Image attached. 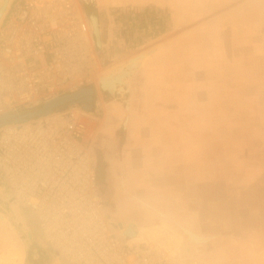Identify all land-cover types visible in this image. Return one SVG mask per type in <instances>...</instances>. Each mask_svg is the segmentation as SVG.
<instances>
[{
    "label": "crops",
    "instance_id": "1",
    "mask_svg": "<svg viewBox=\"0 0 264 264\" xmlns=\"http://www.w3.org/2000/svg\"><path fill=\"white\" fill-rule=\"evenodd\" d=\"M93 5L101 36L107 32L109 41L116 37L114 10L155 6L170 14L161 48L133 80L127 147L111 146L97 158L116 233L133 241L138 230H127V224L133 219L140 227L139 214L151 212L144 204L149 201L169 212L174 227L179 222L214 235L203 246L195 244L205 264H248L243 258L250 248L264 264V0ZM117 115L104 132L110 126L114 133L127 117L123 109ZM9 229L8 236L0 229V251L17 246Z\"/></svg>",
    "mask_w": 264,
    "mask_h": 264
},
{
    "label": "built area",
    "instance_id": "2",
    "mask_svg": "<svg viewBox=\"0 0 264 264\" xmlns=\"http://www.w3.org/2000/svg\"><path fill=\"white\" fill-rule=\"evenodd\" d=\"M96 52L80 0H14L0 29V116L87 87ZM54 108L0 126V167L47 240L72 264H194L156 243L111 237L119 225L92 154L97 116L78 104Z\"/></svg>",
    "mask_w": 264,
    "mask_h": 264
},
{
    "label": "rangeland",
    "instance_id": "3",
    "mask_svg": "<svg viewBox=\"0 0 264 264\" xmlns=\"http://www.w3.org/2000/svg\"><path fill=\"white\" fill-rule=\"evenodd\" d=\"M80 3L83 6V1H80ZM114 12L115 13L113 14V16H114V22H115V30H116L115 36L116 37L113 40H110L109 41L110 43L108 45L105 44L101 51H98L97 47L94 45L95 49L97 50V52H96V56H97L96 60L97 61H96V66H95L96 71H95L94 76L91 79V82H89L87 84V86H96V88H98V93L96 94V101H95V104L93 103V105L91 106L92 109L84 107L87 110H92L93 113L97 116L96 123L94 126L96 131H95L94 136H93L92 154H93V157L95 159V161H94L95 175L97 174L96 178L98 177V180L100 178H102L101 176L103 175V172H104V166H103V162L101 161V159L100 158L97 159L98 158V153H97L98 149L94 148L95 142L105 135L106 132H104V130H106L107 128L104 125H107L109 123L110 113H112V114L114 113L112 116L113 122H115L114 120L118 118L117 117L118 116L117 110L123 109L124 112L126 113V109L121 103H118V102H116V104L111 103V106L109 108H107V105L104 104L105 101L103 100V97L101 95L100 86H99L100 74L104 70H106V69H108L114 65L122 64V63L130 60L132 57L137 56L141 52H145L154 46H158V43L163 38V36H161V35L163 34L164 30L167 28L168 23L170 22V14L168 13L167 9H163V8H159V7H155V6H147V7H144L142 9H131V8L130 9H127V8L123 9L122 8V9L114 10ZM88 27H89V25H88ZM103 34L105 35V33H103ZM91 36L93 37L92 33H91ZM106 36H107V33H106ZM93 43H94V41H93ZM141 67L142 66H139L138 68H141ZM136 73L132 77H130L131 76L130 75L128 78V83H129L130 89H131V104H132V84H133V80L135 79ZM42 104H39L38 107H41ZM69 104H74V103H69ZM63 105L66 106V104H60L57 107L62 108ZM104 107H106V108L104 109ZM108 109H109V111H113V110L114 111L109 113ZM115 111H116V115H115ZM131 111H130V113H131ZM106 117H108L107 120L105 119ZM1 125L2 124H0V126ZM102 127L104 130H102ZM98 180L96 179V186H97L99 195L101 196V198L103 200V197L99 191V186L101 185L100 184L101 182L100 181L98 182ZM106 202H108V200H106ZM106 202L104 201L105 208H106ZM20 204L23 205L22 203H20ZM23 206L28 208L25 205H23ZM145 209H147V208H145ZM148 210L153 213V214H148L151 217L150 223L152 221L160 220V219L161 220H168V222H169V219L163 218L164 216L160 217V219L157 218V215H156L158 212L157 209L150 208ZM124 211L125 210L121 207V209H120L121 215L124 214ZM107 212H108V210H107ZM108 214L112 218V215H111L112 213L110 214L108 212ZM133 216H134V214H133ZM36 217L40 222L39 217L37 215H36ZM129 221H131V220H129ZM40 225H41V222H40ZM5 227H6V230L5 229H2V230H5L6 232L11 231V229H9L7 225ZM41 228H42V225H41ZM257 234L259 235L260 233H257ZM12 235L14 236L12 239L14 241V243L17 244V246L19 248L20 247L22 248V243H21V240L18 237V235L15 232H13V234L11 233V236ZM210 235H212V234H210ZM212 236H214V235H212ZM111 237L117 238V239H125L126 238V236L120 234V232L118 235H116V230L112 231ZM211 239H212V237H211ZM131 242H133V241H131ZM51 245L53 246L52 243H51ZM250 246H251V244H250ZM160 247L163 250H166L164 245H161ZM250 249H249L248 255L245 256L243 259L245 261H247L248 264H259L260 263L259 262V260H260L259 253L258 254L253 253L252 251H250ZM209 253L210 252L206 251V255H208ZM25 258H26V256H25ZM174 258H177L179 260H183L181 258V256H176ZM53 262L54 261H50L46 264H52ZM19 263H17V264H19ZM23 264H25V263H23ZM33 264H36V263H33Z\"/></svg>",
    "mask_w": 264,
    "mask_h": 264
},
{
    "label": "bare ground",
    "instance_id": "4",
    "mask_svg": "<svg viewBox=\"0 0 264 264\" xmlns=\"http://www.w3.org/2000/svg\"><path fill=\"white\" fill-rule=\"evenodd\" d=\"M97 13H98V11H97ZM98 16H99V13H98ZM0 29H1V26H0ZM93 38L94 37H92V39ZM96 38H97L96 41L101 46L102 45V43H101L102 38H101V36H99V33L96 35ZM93 41H95V39H93ZM94 45H95V43H94ZM160 48H161V45L154 46V47L148 49L147 51L141 52L137 56L132 57L130 60H128L122 64L114 65V66L104 70L101 74L99 73L100 74L99 86H100V90H101V95L103 97V100L105 101L104 104H106L107 108H109L111 106V103L116 104V102H118V103H121L126 109L127 117L125 118L124 122L120 126H116V132L120 135L119 137H120V146L121 147H122L123 142H125V139H126L125 135L128 134L126 132V126H127L128 120H129L130 111L132 110L131 89H130V85L128 83V78L131 75V73H133V71L136 69V66L139 67V66L145 65L147 59H149L148 57L150 55H152L154 52L157 53L156 51H158ZM108 111H109V109H108ZM113 111H109V113L113 112ZM113 114L110 113V116H109L110 117L109 122H111V123H113V117H112ZM115 115H116V111H115ZM107 118L108 117H106L105 119L107 120ZM129 142L130 141H128L127 143H129ZM124 146H126V145H124ZM122 157H124V156H122ZM114 161L115 160H113V162ZM122 161H124V160H122ZM113 164H115V163H113ZM115 169H116V167H115ZM122 176H123V174H122ZM144 204L147 207L157 209L158 212L156 215H157L158 219H160V217H162L163 215H166L167 213H169L166 210H162L161 208H159L160 206H156L154 203L150 206L149 201H147V203L144 202ZM144 214H146V212H143V214H139L140 217L143 216L144 218L141 219V221H140L141 224L139 225L140 227L137 228L138 231L134 235V238L132 239L133 242H135V241L139 242L140 240L143 239V240H147V242H149V243L152 242L151 244L156 243L159 246L164 245L165 249L170 253V256L176 257V256L181 255L182 252L180 250V244L181 245L184 244L182 246L184 251H188L191 253V248H193L196 243L198 245H200L202 243L206 244L205 243L206 240L208 241V239H211V237L212 238L214 237L212 235H206V234H204V232H203V234L196 233L192 230H191V232H190V230L187 232L186 231L187 229L184 227V225H182L179 222H176L177 223L176 227H174L172 224H170L168 222V220H161L160 219V220L152 221L150 223L151 217L149 215H147V217H145ZM148 214H153V213L150 212ZM167 216H168V214H167ZM134 220H136V219H134ZM131 221H133V219H131ZM6 225L8 226V228L10 227L7 219L1 216L0 217V227H1L0 229L2 232H4L6 230V227H5ZM187 228L189 229V227H187ZM2 229H5V230H2ZM182 232H186L189 234V236H191V238L186 236L189 239H186L184 243L183 242L181 243V241L184 237V235H181ZM6 234L7 233L4 232V235H6ZM7 236H8V234H7ZM44 237H45V235H44ZM45 239H47V238L45 237ZM166 250H164V253L169 256V253ZM24 256L25 255H24L23 247L22 248L21 247L16 248V247H12L9 245H5L2 247V251H0V264H17L19 262H20L19 264H23L24 263Z\"/></svg>",
    "mask_w": 264,
    "mask_h": 264
},
{
    "label": "water",
    "instance_id": "5",
    "mask_svg": "<svg viewBox=\"0 0 264 264\" xmlns=\"http://www.w3.org/2000/svg\"><path fill=\"white\" fill-rule=\"evenodd\" d=\"M13 1L14 0H0V26ZM82 1L86 7L91 10L93 9L92 4L95 0ZM92 12L93 14L89 15L91 21V31L93 33L96 46L100 47V44L96 41V35L99 33V36H101L99 21L97 16L94 14L95 10H92ZM138 69V66H136V69L133 73H131L130 77H132ZM92 92V88L84 87L73 93L49 98L43 102L41 107L24 113L17 120L25 121L36 116L50 113L54 107H57L60 104H66L68 101L78 98L82 93ZM90 101L93 104V96H90ZM63 107H65V105H63ZM87 108L92 109L90 105H87ZM8 117H10L8 114L1 115L0 124H5ZM1 216L7 219L10 227L14 229V232L20 238L22 246L25 249V256L29 257L32 260V263L46 264L50 261H54L52 264H71L60 254L59 250L54 248L51 243L45 239L43 230L36 215L30 209L20 204L10 187L2 168L0 167V217ZM132 229H137V225L134 221H129L127 224V230L130 231Z\"/></svg>",
    "mask_w": 264,
    "mask_h": 264
},
{
    "label": "flooded vegetation",
    "instance_id": "6",
    "mask_svg": "<svg viewBox=\"0 0 264 264\" xmlns=\"http://www.w3.org/2000/svg\"><path fill=\"white\" fill-rule=\"evenodd\" d=\"M93 5V4H92ZM83 6H84V10H85V13H86V18H87V21H88V25H89V29H90V31H91V21H90V17H89V15H92L93 14V12H92V10H95V15L97 16V18H98V21H99V16H98V13H97V10H96V7L93 5L92 7H93V9L91 10L90 8H88V7H86L84 4H83ZM99 27H100V21H99ZM107 33V32H106ZM106 33H105V35H103V36H101V43H102V45L100 46V48L99 47H97L96 46V44H95V46L97 47V49H98V51H101L102 50V48H103V46L105 45V44H109V36H108V33H107V36H106ZM94 39V38H93ZM94 43H95V41H94ZM87 87H90V88H92L93 89V92L92 93H82L78 98H76V99H73V100H70V101H68L67 103H66V105L67 104H69V103H74V104H78V105H81V106H83V107H87V105H90V106H92L93 104L91 103V101H90V96H93V103L95 104V101H96V94L98 93V88H96V86H87ZM56 108H59V107H56ZM56 108H54V109H56ZM28 112V111H27ZM105 117V116H104ZM103 117V118H104ZM104 125V124H103ZM102 130H103V127H102ZM109 130H110V126H109ZM107 131V133H105V135L102 137V138H100V139H98L96 142H95V147L94 148H96V149H98V151H97V153L98 154H101L102 153V151L104 152V151H107V149L109 148V147H117V144L119 145V147L121 148V146H120V137L118 138L117 137V132L115 131L114 133H112V132H110V131ZM117 139H118V143H117ZM114 148V150H116ZM97 175V174H96ZM97 180H98V177L96 178ZM101 180V178L98 180V182ZM101 183V185L99 186V191H100V193H101V195H102V197H103V200L106 202V200H108V202H106V209L108 210V212L111 214H113V211H111V207H110V203L109 202H111V200L109 199V190H108V187H107V184L106 183H104V182H102V181H100ZM118 209V211L120 212V209H121V207H119V208H117ZM164 217L163 218H166V219H168L167 218V214L166 215H163ZM187 230V232L190 230V229H188L186 226H184ZM190 232H191V230H190ZM188 233H186V232H182V234L181 235H184V237H183V239H182V241H181V243L183 242H185V240L186 239H189V238H191V236H189V234L187 235ZM189 237V238H187V237ZM186 237V238H185ZM208 241H209V239H208ZM207 240L205 241V243H207L208 242ZM203 244V243H202ZM202 244H200L199 246H203ZM184 245V244H183ZM183 245H181L180 244V250H181V258L183 259V260H185V261H192V262H194V264H205L202 260H200L201 259V257H200V255L198 256V254H199V252L197 251V248L199 247H195V245H194V247L193 248H191V253L190 252H188V251H184V249L182 248V246ZM194 250V251H193ZM184 252V253H183ZM186 252V253H185ZM188 252V253H187ZM184 254V255H183ZM200 254H201V252H200ZM183 255V256H182ZM199 257V258H198ZM188 258V259H187ZM25 264H33L32 263V260L29 258V257H26L25 258V262H24Z\"/></svg>",
    "mask_w": 264,
    "mask_h": 264
},
{
    "label": "trees",
    "instance_id": "7",
    "mask_svg": "<svg viewBox=\"0 0 264 264\" xmlns=\"http://www.w3.org/2000/svg\"><path fill=\"white\" fill-rule=\"evenodd\" d=\"M36 108H38V105L36 104L20 107L14 113H12V117H9L8 121L12 122L14 120H17L20 116H22L27 111H30Z\"/></svg>",
    "mask_w": 264,
    "mask_h": 264
}]
</instances>
